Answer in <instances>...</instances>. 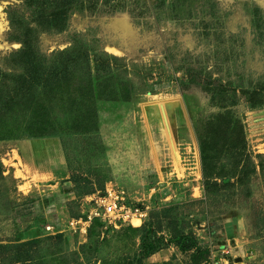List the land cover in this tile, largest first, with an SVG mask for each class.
I'll list each match as a JSON object with an SVG mask.
<instances>
[{"label": "rangeland", "instance_id": "374dc122", "mask_svg": "<svg viewBox=\"0 0 264 264\" xmlns=\"http://www.w3.org/2000/svg\"><path fill=\"white\" fill-rule=\"evenodd\" d=\"M62 1L0 0V264H264V0Z\"/></svg>", "mask_w": 264, "mask_h": 264}, {"label": "trees", "instance_id": "16d2710c", "mask_svg": "<svg viewBox=\"0 0 264 264\" xmlns=\"http://www.w3.org/2000/svg\"><path fill=\"white\" fill-rule=\"evenodd\" d=\"M70 1L72 0H63L62 4L65 5L67 3H70ZM64 13V10L61 9L57 13H51L49 16H52L54 18V23L57 24L58 21H61V16ZM43 17V19L45 20L42 23L45 24L49 21L46 20V18H48V15ZM26 47L22 51H20V54H23L21 58L23 59L25 57L23 60L26 61V66L21 75H19L21 76L19 78L26 77V80L22 82V86L15 88L14 92H12L11 94H9L8 92L6 94L8 95L7 99L10 98V100H8V102H5V106L9 105V102H12V98L15 96L25 100L31 107L37 105L38 107L45 109V101L43 99V95L45 93L47 94L50 91L49 86L53 81H58L60 72L63 69H66L67 66H69L70 61L81 58L80 53L82 52V47L74 46L72 48V52L69 53L68 57L70 60L68 58H66L65 60H61L62 56L60 55V60L62 61L60 64H57L54 61H52L50 64H47L46 57L38 56V54L34 53V50ZM52 76L55 77V80L51 82V80L54 79ZM61 80L63 81L64 78ZM3 110H5V108L3 104H1L0 113ZM21 129H26V131L30 132L31 135H42L48 133V129L45 128V122L41 119H37L36 117L29 120L28 129L24 128V126Z\"/></svg>", "mask_w": 264, "mask_h": 264}, {"label": "built area", "instance_id": "2783aa9c", "mask_svg": "<svg viewBox=\"0 0 264 264\" xmlns=\"http://www.w3.org/2000/svg\"><path fill=\"white\" fill-rule=\"evenodd\" d=\"M102 195H104V197H102ZM102 195L97 200L98 205L95 208L97 210L92 211L91 214L88 215V218L82 220L81 223L83 227L84 224L88 225L89 222L92 223V219L95 217H100L102 219L109 217L127 222L136 215V212L137 214L139 213L138 210H135V212L131 206L122 203L120 196L115 192L109 191ZM72 224H75V221L72 222Z\"/></svg>", "mask_w": 264, "mask_h": 264}, {"label": "bare ground", "instance_id": "6f19581e", "mask_svg": "<svg viewBox=\"0 0 264 264\" xmlns=\"http://www.w3.org/2000/svg\"><path fill=\"white\" fill-rule=\"evenodd\" d=\"M136 223V225H139V220L138 219H136V220H134Z\"/></svg>", "mask_w": 264, "mask_h": 264}]
</instances>
